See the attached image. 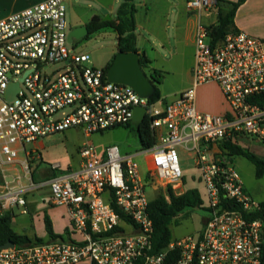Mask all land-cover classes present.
I'll return each mask as SVG.
<instances>
[{"label":"built area","instance_id":"2783aa9c","mask_svg":"<svg viewBox=\"0 0 264 264\" xmlns=\"http://www.w3.org/2000/svg\"><path fill=\"white\" fill-rule=\"evenodd\" d=\"M187 6L209 12L218 0ZM66 14L65 0H45L0 20V216L13 208L26 213L28 194L48 188L70 219L67 240L0 249V264H261L260 203L245 192L220 146L242 139L264 145V106L253 100L264 93V39L237 31L213 45L210 26L199 23L192 87L159 110L131 87L110 82L88 54L74 52ZM51 65L61 67L47 72ZM13 83L19 91L7 101ZM209 83L218 84L228 105L223 116L197 108V89ZM140 106L156 138L152 147L122 154L110 145L100 155L85 141L79 167L52 164L51 176L35 180L42 157L34 144L71 129L90 138L127 126ZM178 148L195 157L209 217L195 236L152 252L146 187L161 181L177 195L185 192ZM13 169L23 173L11 176Z\"/></svg>","mask_w":264,"mask_h":264},{"label":"rangeland","instance_id":"374dc122","mask_svg":"<svg viewBox=\"0 0 264 264\" xmlns=\"http://www.w3.org/2000/svg\"><path fill=\"white\" fill-rule=\"evenodd\" d=\"M99 0H65L67 7V25L68 32H70L71 26H77L85 24L93 14L99 12ZM107 16V15H106ZM173 25V19L170 22ZM140 32V30H138ZM117 34L112 29H104L96 34L91 35L89 38L82 39L76 43H73L70 47L73 48L76 53H85L90 56L91 66L98 69H105L109 62L113 59L116 53L117 46ZM171 40L169 45L162 46L154 40L153 46L145 45L148 56L153 61V67L161 69L165 73L163 83L159 85V89L163 98L168 93H173L182 87L186 88L188 83V72L194 64V48L193 46H186L182 42H178L173 38L174 31H169ZM149 38V36H146ZM141 55V54H140ZM61 67V65H51L47 67V72H52ZM167 93V94H166ZM170 96H166L168 99ZM161 107V104L158 105ZM65 133L57 134L47 137L41 142L45 144L43 153L45 154V161L41 166L44 169L48 164L57 163L61 165V170H67L73 167L72 148L75 143L71 144L65 139ZM85 141H91L96 147L98 154L102 155L104 148L110 144H116L121 148L122 154L135 153L142 150L140 139L138 138L135 128L117 127L115 129L103 132L94 133L90 138H85ZM264 146L258 142L251 144V148L255 146ZM178 153L181 161V167L184 173L185 184L183 189L197 188L202 193V185L199 181L200 172L195 165V157L192 153L186 151L183 148H178ZM138 161L141 167L142 177H146L148 174V162L145 154L138 157ZM233 163L237 172L241 176L244 187L247 193L250 194V198L257 202H264V176L258 178L256 176V170L254 165L244 157L237 156L233 159ZM22 174V171H19ZM17 172H11L13 176ZM35 180H42V177L37 173ZM24 181L27 182L26 179ZM163 183L158 181L156 189L153 186L148 185L146 187V193L150 201L161 192L166 190L162 187ZM31 201L42 203V201L48 202L49 189L45 188L34 193L28 194ZM24 208H13V212L18 219V224L14 227V230L18 232L30 231L32 212L23 214ZM209 217V211L204 209H188L181 217V223L179 225L172 226L173 240H182L189 236H195L201 230L204 221ZM39 233L45 237L44 230L40 228Z\"/></svg>","mask_w":264,"mask_h":264},{"label":"crops","instance_id":"0c3cea01","mask_svg":"<svg viewBox=\"0 0 264 264\" xmlns=\"http://www.w3.org/2000/svg\"><path fill=\"white\" fill-rule=\"evenodd\" d=\"M43 1L45 0H0V20ZM227 1L234 2L236 0ZM187 2L188 0H135V4L138 9L136 13L138 52L141 54V56L145 54L151 61L148 67L143 68L147 75H149L151 68H155L153 67V61L150 59L147 50L145 49V45L150 44L153 46V42L150 41L151 39L155 41V44L157 42L158 45L167 46L171 40L169 31L172 30L174 31L173 38H175L178 42H182V44L184 43L186 46H193L194 48V64L188 72V83L186 88L182 89L181 87L173 93H168V95H165V97L170 96L168 99L165 97L163 98L162 95V101L155 105V107L159 110H163L166 104L173 101L181 93L192 87L195 66V30L197 25L199 23H203L204 25L211 26L217 23V10H211L209 12L203 11L201 13L193 12L188 8ZM121 3L122 0H99V12L93 14L90 20L96 15L102 17L104 20L107 17H110V20L114 19L117 9ZM172 19L174 23L173 25L170 24ZM90 20L82 25L71 26V28L86 26ZM234 23L235 28L238 31H243L253 37L264 39V0H246V2L239 7L234 19ZM138 30H140V32H138ZM146 36H149V38ZM116 54L117 46L114 56ZM159 104H161V107L158 106ZM197 108L201 112L220 116H223L228 112V105L218 84L209 83L202 85L197 89ZM64 136L70 144L71 142L75 143L71 152L73 154V167L77 168L82 162L80 148L85 142L86 134L80 129H71L66 131ZM252 143L254 142L242 139L237 145L249 149L260 158L264 159V146L259 145L251 148ZM34 147L39 150L42 157L41 163L37 166L36 174L39 173L42 179L47 178L51 176L53 172L49 168V166L52 164H48L44 169L41 167L45 161V154L43 153L45 144L39 141L34 144ZM106 147L104 148V151ZM22 157L23 155H21V158ZM235 157L237 156H230L232 162ZM19 171L21 170L13 169L12 173H19ZM1 183L2 179L0 174V192ZM244 190L247 193L245 187ZM247 194L250 196L249 193ZM29 211L32 212V217L30 220L32 226L30 227V231L18 232L15 230L18 234L48 240L44 222L45 214H48L52 221L55 233L68 239L70 219L67 209L63 206H55L52 203L50 190L48 202L44 200L39 204V202L31 201L29 196H27L26 213H23V211L22 213L28 214ZM18 219L19 218L14 217L12 224L13 228L16 226V224H18ZM41 227L44 230L45 237L39 233Z\"/></svg>","mask_w":264,"mask_h":264},{"label":"trees","instance_id":"16d2710c","mask_svg":"<svg viewBox=\"0 0 264 264\" xmlns=\"http://www.w3.org/2000/svg\"><path fill=\"white\" fill-rule=\"evenodd\" d=\"M245 2L246 0H236L234 2L218 0L217 23L210 26L213 45L220 43L230 32L238 31L235 28L234 19L239 7ZM137 11L138 9L135 0H122L114 19L104 20L102 17L96 15L90 20L86 25L89 31L86 38H89L91 35L104 29H112L117 34V52H138L136 34ZM113 59L104 69L105 72L110 68ZM150 62L151 61L145 54L140 56L142 68L148 67ZM148 76L151 78L156 88L154 95L148 100V102L149 105H156L163 99L159 85L163 83L165 73L162 70L151 68ZM253 100L259 105L264 106V93ZM123 127L131 129L132 127L135 128L136 134L141 142L142 150H146L156 143V138L150 130L148 118H145L141 123L134 124L132 122ZM220 148L229 156H241L246 158L254 165L256 176L258 178L264 176V159L260 158L254 152L231 142L223 143ZM188 209H204L202 195L197 188L187 189L180 195L175 194L171 188L161 190L155 199L150 202L148 213L153 222V234L151 237L152 252L166 248L174 241L172 237V226L181 223L182 214ZM115 210L120 213L117 208H115ZM120 214L122 215V213ZM14 217L15 215L13 212H6L0 216V246L7 242H13L17 246H24L56 240H67L66 237L55 233L52 221L48 214H45L44 217L48 240L18 234L12 226ZM255 217L259 218L264 225V202H260ZM261 264H264V233Z\"/></svg>","mask_w":264,"mask_h":264},{"label":"water","instance_id":"95a60500","mask_svg":"<svg viewBox=\"0 0 264 264\" xmlns=\"http://www.w3.org/2000/svg\"><path fill=\"white\" fill-rule=\"evenodd\" d=\"M107 17L105 20H110ZM89 31L86 26L71 28L68 41L76 43L88 36ZM139 52H117L113 63L107 71V77L110 82L127 85L134 89L142 98L150 99L155 93V86L151 78L144 72L140 63ZM19 91V83H13L7 90L6 100L12 101ZM146 107H136L132 121L141 123L146 116ZM13 242H7L0 246V249L13 248Z\"/></svg>","mask_w":264,"mask_h":264}]
</instances>
